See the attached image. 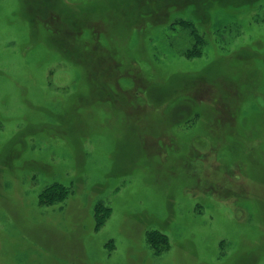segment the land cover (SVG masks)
I'll use <instances>...</instances> for the list:
<instances>
[{
  "label": "rangeland",
  "instance_id": "374dc122",
  "mask_svg": "<svg viewBox=\"0 0 264 264\" xmlns=\"http://www.w3.org/2000/svg\"><path fill=\"white\" fill-rule=\"evenodd\" d=\"M0 264H264V0H0Z\"/></svg>",
  "mask_w": 264,
  "mask_h": 264
},
{
  "label": "trees",
  "instance_id": "16d2710c",
  "mask_svg": "<svg viewBox=\"0 0 264 264\" xmlns=\"http://www.w3.org/2000/svg\"><path fill=\"white\" fill-rule=\"evenodd\" d=\"M179 21L180 20L173 22L172 27H174L176 25V22L179 23ZM180 23L186 27L189 26V28L191 29V27H190V26H192L191 23L186 22L184 20L181 21ZM193 29H194V27H193ZM191 33L195 34L197 42L195 43V46H196L195 49L193 51L188 52V55L195 54V56H196V55H199L201 52L200 45L203 44V38L200 37V35L197 32H195L194 30H192ZM66 193H67V189L64 186H62V184L52 183L51 185H49L45 188V190L43 191V195H41V197L47 201H52V200L57 199V198H63L66 195ZM100 208H102V207L98 206V205L96 206V210L100 209ZM101 219H102V217H99V216L97 217L98 221H100ZM154 235L155 234H150L149 237H151V239H154L153 238Z\"/></svg>",
  "mask_w": 264,
  "mask_h": 264
}]
</instances>
